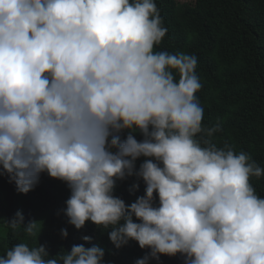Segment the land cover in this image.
I'll return each instance as SVG.
<instances>
[{
    "label": "clouds",
    "instance_id": "clouds-1",
    "mask_svg": "<svg viewBox=\"0 0 264 264\" xmlns=\"http://www.w3.org/2000/svg\"><path fill=\"white\" fill-rule=\"evenodd\" d=\"M166 33L155 0H0V175L25 194L41 173L66 182L68 222L111 229L116 248H150L136 264L161 254L264 264V198L250 182L264 168L212 142L221 128L202 123L197 57L156 51ZM131 176L145 194L126 204L114 191ZM24 220L17 211L8 227L35 235L36 221ZM104 255L79 244L51 256L21 242L0 264H104Z\"/></svg>",
    "mask_w": 264,
    "mask_h": 264
},
{
    "label": "trees",
    "instance_id": "trees-1",
    "mask_svg": "<svg viewBox=\"0 0 264 264\" xmlns=\"http://www.w3.org/2000/svg\"><path fill=\"white\" fill-rule=\"evenodd\" d=\"M167 33L156 51L184 52L198 60L196 73L202 85L196 93L203 108L206 127L220 125L211 137L218 147H231L236 153H249L264 168V0H155ZM126 135V133H125ZM137 139H143L139 133ZM137 161V168L143 162ZM135 176L118 180L114 194L131 204L145 194V184L133 189ZM256 194L264 198V176L252 177ZM71 190L66 182L41 173L37 186L19 193L7 175H0V256L13 245L46 246L51 256L73 245H99L104 249V264H136L150 253L137 241L116 248L109 239L111 229L87 221L77 229L68 222L64 209ZM158 203V196L157 201ZM17 211L24 224L36 221L37 232L29 237L24 226L8 227ZM139 222V221H137ZM67 229L63 237L61 230ZM92 237L85 241L83 236ZM148 264H184L182 255L161 254Z\"/></svg>",
    "mask_w": 264,
    "mask_h": 264
},
{
    "label": "rangeland",
    "instance_id": "rangeland-1",
    "mask_svg": "<svg viewBox=\"0 0 264 264\" xmlns=\"http://www.w3.org/2000/svg\"><path fill=\"white\" fill-rule=\"evenodd\" d=\"M180 1H182V2H188V1H190V0H180Z\"/></svg>",
    "mask_w": 264,
    "mask_h": 264
}]
</instances>
